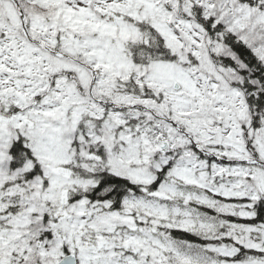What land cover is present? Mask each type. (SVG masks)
<instances>
[{"label": "snow or ice", "instance_id": "snow-or-ice-1", "mask_svg": "<svg viewBox=\"0 0 264 264\" xmlns=\"http://www.w3.org/2000/svg\"><path fill=\"white\" fill-rule=\"evenodd\" d=\"M0 264H264V0H0Z\"/></svg>", "mask_w": 264, "mask_h": 264}]
</instances>
